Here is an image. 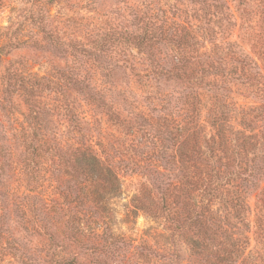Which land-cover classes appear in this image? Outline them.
Returning <instances> with one entry per match:
<instances>
[{
    "label": "rangeland",
    "instance_id": "obj_1",
    "mask_svg": "<svg viewBox=\"0 0 264 264\" xmlns=\"http://www.w3.org/2000/svg\"><path fill=\"white\" fill-rule=\"evenodd\" d=\"M205 1L208 3L205 7L210 11L220 3L217 0ZM221 1L234 11L230 17L232 22H238L237 2ZM251 5V11L255 10L257 0ZM202 6L201 0H0V44L11 41L4 48L7 55L0 62V78L10 63V66L21 64L29 74L55 77L58 72H63L84 79L92 88L89 92L80 89L83 83L78 85L80 88L70 86L63 93L44 88L36 90L34 109L38 111L39 119H45L53 130L46 133V138H53L48 144L57 143V148L65 150L82 134L83 141L92 145L94 153L105 159L104 164L108 163L120 180L119 191L107 193L104 212L94 207L92 201L86 204L84 201V205L76 207V214L84 207L85 212L81 211L78 216L87 218L83 220L85 222L82 219L80 222L83 223L79 222L82 234L77 233V236L80 242H73L72 237L63 238L62 235L67 231L65 222L69 215L62 193L67 189L66 183L56 185L55 173H51L59 162L56 158L53 161L48 157L40 158L35 177L29 175L27 183V174L21 171L20 159L13 157L16 166L8 170L7 183L9 192L19 195L16 198L19 212H13V198L8 195L2 197L8 203L0 213V224L4 222L0 229V264H56V258L60 260L69 255L76 258V264H203L192 254L187 241H181V235L175 229V226L187 225L193 208L205 201L201 195L202 186L185 185V179L177 182L181 155L176 146L193 130L207 139L209 123L202 120L210 107V94L199 91L187 75L179 79L172 71L171 77L166 79L162 75L151 74L152 68L145 56L137 54L136 49L126 43L108 44L100 53L92 47L93 40L110 27L115 31L135 29L134 23L138 19L152 16L150 20L155 22L164 12L175 18L181 11L187 15L194 10L199 13ZM250 24H255L253 19H250ZM228 28L233 38L236 34L241 35L237 27L229 25ZM51 37L56 41H51ZM74 44L84 46L83 50H74ZM242 44L245 47L249 45L246 42ZM174 53L179 56L177 50ZM3 85L0 81V90ZM246 93L242 88L238 89L234 94L235 100L238 103L251 102L248 97H243ZM99 98L120 112L122 124L113 123L108 118L105 108L99 105ZM13 101L16 107L12 112L11 125L18 130L24 127L30 139L33 123L29 121L28 125L25 122L22 113L26 109L20 97H13ZM191 102L200 112L197 118L196 115L193 117V122L182 118ZM169 111L177 116V121L165 120ZM73 115L86 121L76 137L67 126V118ZM0 119V124L8 123L6 117L0 116ZM176 123L181 129L180 135L173 142H168L166 157L161 159L155 155L159 143L153 137L163 132L165 127L174 132ZM14 142L16 147L12 152L22 153L19 138L12 143L9 138L7 144ZM66 169L64 166L62 171ZM61 177L62 181L66 180L65 176ZM76 182L71 180L70 186ZM21 192L28 193V198H22ZM65 194L72 198L78 195V191L68 189ZM253 198L252 195L249 199L253 209L252 220L256 213ZM2 204L0 202V206ZM53 205L56 206L55 212L51 211ZM94 219L98 221L97 225L93 223ZM106 220L109 229L101 235ZM96 228L97 233H94ZM191 230L193 237L204 238L200 226L191 227ZM109 232L121 238L112 241ZM50 233L60 248L51 242ZM143 239L154 252L161 253L159 247L165 244L170 252L179 256L162 260L159 254L149 250L144 254L140 249H134L133 246ZM109 242L112 245L102 253L98 248ZM247 251L253 261L264 264V245L251 240Z\"/></svg>",
    "mask_w": 264,
    "mask_h": 264
},
{
    "label": "trees",
    "instance_id": "obj_2",
    "mask_svg": "<svg viewBox=\"0 0 264 264\" xmlns=\"http://www.w3.org/2000/svg\"><path fill=\"white\" fill-rule=\"evenodd\" d=\"M204 1L201 0L203 6L200 7L199 13L194 10L187 15L181 11L177 17L172 18L164 12L159 20L153 17L155 22L150 20L152 16L136 20L135 29L115 31L110 27L109 30L102 31L98 39L93 40L92 47L96 53H100L108 44L126 43L125 45L135 48L137 54L145 56L147 64L152 68L151 74L162 75L166 79L171 77L172 71L179 79L187 75L199 91L210 94V107L202 120L209 123L207 139L193 130L176 146L181 155L178 166L180 174L175 176L177 182L185 179V185L202 186L201 195L205 201L193 208L187 225L175 226V229L181 235V241H187L192 254L202 260L203 264H257L259 261H253L250 252L246 250L251 240L255 244L264 245V0H257L256 9L252 11L251 3H254V0H235L236 10L240 12L238 22H232L230 19L234 11L225 5V1L217 0L220 3L215 5L214 11L206 8L208 3ZM250 19H253L255 24H250ZM229 25L237 27L241 35L236 34L233 38ZM51 41L56 40L51 37ZM244 42L249 45L245 47L242 44ZM9 43L11 41L0 44V62L7 55L4 48ZM72 47L78 51L84 48L76 44ZM155 49L159 50L155 52ZM175 50L179 53L177 57ZM85 53H88V50H85ZM180 53L188 55L184 57ZM155 54H158V58ZM7 66L5 74L0 78L1 84H4L0 90V116L6 117L8 122L5 125L0 124V202L3 203L0 213L6 209L4 204L8 203L2 200L5 195L13 198V212H19V204L16 202L19 195L15 192L13 195V191L9 192L7 183L8 170H13L16 166L13 157L20 159L21 171L27 174V183L29 175L35 177L38 171L36 164L40 158L48 157L51 161L56 158L59 163L51 170L52 175L55 173L56 185L66 183V190L75 188L78 191L77 196L70 198L65 194L66 190H62L66 201L64 206L69 211L65 222L67 231L62 235L63 238L72 237L73 242H80L77 236V233L82 234L79 232V222L87 217L82 214L83 217L80 218L78 215H81V211L85 212L84 207L79 214L75 213L76 207L78 209L84 205V201L85 204L92 201L95 203L94 207L104 212L106 195L119 191L120 180L114 169L108 163L104 164L105 159L94 153L92 145L83 141L82 134L65 150L57 148V143L48 144L53 138H46V133H52L53 130L48 127L45 119H39L33 101L36 90L41 88L57 93L66 92L65 89L70 86L80 88L78 85L81 83L82 90L89 92L92 88L84 79H77L70 73L58 72V76L46 77L29 74L21 64L10 66L8 63ZM240 88L247 92L243 97H248L251 102L238 103L235 100L234 94H237ZM96 93L103 96L99 92ZM13 97H20L24 103L26 112L22 113V116L25 122L28 125L29 121L33 123L30 139L29 132L26 133L24 127L18 130L11 125L12 112L16 107ZM98 100L113 123L124 122L116 108L106 103L103 98ZM199 113L196 104L191 102L185 108L182 118L193 122V117L196 115L197 118ZM167 116V122L177 121V116L171 111ZM67 123L69 130L73 131L76 137L82 132L81 125L86 121L73 115L67 118ZM176 124L174 132L165 127L163 132L153 137L159 143L155 154L157 157L164 159L169 147L168 142H173L180 135L181 129L178 128L179 124ZM127 132L130 133L129 130ZM6 135L11 139V143L17 138L20 139L22 153L12 152L16 147L15 142L8 145L9 138ZM64 166L68 169L62 171ZM62 175L66 177L65 181H62ZM71 180L77 181L75 185L70 186ZM159 191L164 192L161 189ZM252 195L256 212L253 220V209L249 200ZM21 197L28 198V193L21 192ZM32 197L34 198L33 194ZM51 211L55 212L56 206H51ZM3 223L0 224V229ZM93 223L97 225L98 221L94 219ZM104 224L106 226L101 235L109 229L108 220ZM194 226H200L204 235L202 240L192 236L191 227ZM96 231L97 228L94 233H97ZM108 236L112 241L121 238L112 232H109ZM49 238L60 248L61 245L55 242L53 234L50 233ZM108 244L103 243L96 249L105 253L112 242ZM133 248L140 249L144 254L149 251L159 254L162 260L179 256L178 253L170 252L169 246L165 244L159 247L161 253L154 252L145 239ZM57 251L59 253V250ZM55 261L56 264L77 262L76 258L70 255L60 260L56 258Z\"/></svg>",
    "mask_w": 264,
    "mask_h": 264
}]
</instances>
